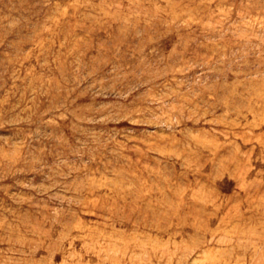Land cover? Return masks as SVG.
Here are the masks:
<instances>
[{
    "label": "rangeland",
    "instance_id": "obj_1",
    "mask_svg": "<svg viewBox=\"0 0 264 264\" xmlns=\"http://www.w3.org/2000/svg\"><path fill=\"white\" fill-rule=\"evenodd\" d=\"M0 264H264V0H0Z\"/></svg>",
    "mask_w": 264,
    "mask_h": 264
}]
</instances>
